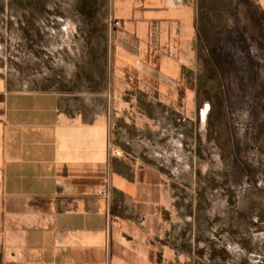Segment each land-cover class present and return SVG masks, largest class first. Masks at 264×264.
<instances>
[{
  "label": "crops",
  "instance_id": "crops-1",
  "mask_svg": "<svg viewBox=\"0 0 264 264\" xmlns=\"http://www.w3.org/2000/svg\"><path fill=\"white\" fill-rule=\"evenodd\" d=\"M198 2L111 0L110 23L120 24L95 107L62 91L11 89L0 77V264H216L195 208L179 205L161 164L131 135L116 137L110 121L133 117L132 75L122 74L133 61L161 108L141 113L167 119L168 87L199 62ZM187 92H176L182 107ZM104 181L108 197L96 193Z\"/></svg>",
  "mask_w": 264,
  "mask_h": 264
},
{
  "label": "rangeland",
  "instance_id": "rangeland-1",
  "mask_svg": "<svg viewBox=\"0 0 264 264\" xmlns=\"http://www.w3.org/2000/svg\"><path fill=\"white\" fill-rule=\"evenodd\" d=\"M110 11L111 0H0V77L95 107L113 62ZM197 36L199 62L168 87L167 119L144 116L161 108L133 61L122 73L132 75L133 117L110 121L161 164L179 205L195 208L216 264H264V0H199ZM183 89L193 92L184 107Z\"/></svg>",
  "mask_w": 264,
  "mask_h": 264
},
{
  "label": "built area",
  "instance_id": "built-area-1",
  "mask_svg": "<svg viewBox=\"0 0 264 264\" xmlns=\"http://www.w3.org/2000/svg\"><path fill=\"white\" fill-rule=\"evenodd\" d=\"M120 22L118 20L112 21L113 26H119ZM96 193L103 197H108V185L107 182L104 181L100 186L96 189Z\"/></svg>",
  "mask_w": 264,
  "mask_h": 264
}]
</instances>
